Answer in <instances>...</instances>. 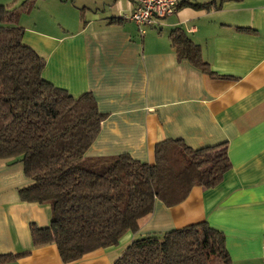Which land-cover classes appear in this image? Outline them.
I'll use <instances>...</instances> for the list:
<instances>
[{"label":"crops","instance_id":"1","mask_svg":"<svg viewBox=\"0 0 264 264\" xmlns=\"http://www.w3.org/2000/svg\"><path fill=\"white\" fill-rule=\"evenodd\" d=\"M192 1L212 4L184 6L143 34L129 19L134 0H36L20 17L24 43L45 59L44 78L74 97L92 93L106 115L88 158L153 164L168 140L228 146L231 169L219 186H196L171 208L157 200L122 246L70 264H113L134 241L202 222L225 234L233 264H264V0ZM177 29L214 75L178 58ZM31 184L23 163L0 161V254L26 253L12 264H64L56 245L33 246L31 224L50 226L52 211L21 200Z\"/></svg>","mask_w":264,"mask_h":264},{"label":"trees","instance_id":"2","mask_svg":"<svg viewBox=\"0 0 264 264\" xmlns=\"http://www.w3.org/2000/svg\"><path fill=\"white\" fill-rule=\"evenodd\" d=\"M36 0L0 6V161H19L32 184L19 191L23 202L50 205V226L31 224L35 248L54 244L70 264L98 249L115 247L155 202L175 207L191 190L219 186L231 169L227 143L192 149L183 141L156 145L153 164L130 155L88 158L106 115L90 92L74 97L46 80L45 59L24 43L20 17ZM212 3L183 0L184 6ZM170 40L179 59L214 75L198 45L174 30ZM21 254H0L12 264ZM113 264H233L225 234L207 222L147 236L126 247Z\"/></svg>","mask_w":264,"mask_h":264},{"label":"built area","instance_id":"3","mask_svg":"<svg viewBox=\"0 0 264 264\" xmlns=\"http://www.w3.org/2000/svg\"><path fill=\"white\" fill-rule=\"evenodd\" d=\"M135 7L129 19L138 27L140 33L156 26L161 20L178 11L183 0H134Z\"/></svg>","mask_w":264,"mask_h":264},{"label":"rangeland","instance_id":"4","mask_svg":"<svg viewBox=\"0 0 264 264\" xmlns=\"http://www.w3.org/2000/svg\"><path fill=\"white\" fill-rule=\"evenodd\" d=\"M15 6H17V3H16V5H15ZM118 245H119V244H118ZM118 245H117V246H118ZM122 245H123V242H120V246H122Z\"/></svg>","mask_w":264,"mask_h":264}]
</instances>
